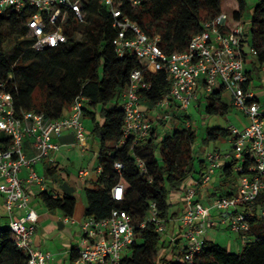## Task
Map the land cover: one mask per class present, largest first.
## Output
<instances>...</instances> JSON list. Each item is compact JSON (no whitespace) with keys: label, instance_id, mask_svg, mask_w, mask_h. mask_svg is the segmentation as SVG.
I'll return each instance as SVG.
<instances>
[{"label":"trees","instance_id":"16d2710c","mask_svg":"<svg viewBox=\"0 0 264 264\" xmlns=\"http://www.w3.org/2000/svg\"><path fill=\"white\" fill-rule=\"evenodd\" d=\"M232 1L235 8L229 14L233 22L251 10L247 44L255 51L257 61H264V0ZM83 8L85 21H70L65 29L68 40L43 50L30 47L29 32L20 15L0 14V82L13 95L17 111L34 110L50 118L61 116L77 96L88 98L90 104L83 108L82 119L91 121L90 135L98 144L96 163L101 166V172L96 186L83 188L84 214L102 219L112 209L119 208L137 224L144 220L153 201L167 226L183 211L187 180L200 181L206 170L205 159L200 157L203 148L227 138L230 132L227 126H206L198 138V133L185 122L163 132L154 126L148 136L136 141L131 136L123 138L120 99L130 72L141 68L150 82V88L139 95L146 114L167 95L170 79L165 70L154 69L146 58L116 56L112 45L115 35L112 18L100 0H88ZM124 10L148 35H158L160 47L168 53L185 49L191 36L200 31L203 21L224 11L222 0H144L134 8L124 6ZM6 27L25 38L15 44L10 55L2 51ZM77 34L81 35L80 39L76 38ZM35 55H39V59ZM253 67L257 68L254 62ZM248 75L251 76L250 72ZM221 92L215 90L204 97L206 114H225L227 106L221 102ZM169 105L179 107L172 100ZM136 157L144 161L146 173H140ZM116 161L123 164L120 172L113 167ZM52 170L48 166L45 176H50ZM221 174L224 177L221 187L211 192L199 191V201L225 194L232 174L231 163L221 167ZM116 183H122L124 188L121 201L110 195V188ZM175 194L177 199H174ZM37 197L48 210L60 209L68 216L73 214L76 198L72 192L60 195L43 190ZM259 205L264 206V195L254 204L245 205L250 231L248 240L236 253L205 238L194 260L184 261L185 242L171 240L174 236L168 237L166 231L161 236L155 231V225L147 222L143 228L136 229L129 253L119 264H264V218L252 214L253 208ZM166 249L171 252L170 256L164 253ZM4 257L11 264H26V256L16 248L8 227L0 224V259ZM76 257L77 251L71 249L69 260L74 261Z\"/></svg>","mask_w":264,"mask_h":264},{"label":"built area","instance_id":"2783aa9c","mask_svg":"<svg viewBox=\"0 0 264 264\" xmlns=\"http://www.w3.org/2000/svg\"><path fill=\"white\" fill-rule=\"evenodd\" d=\"M143 1L100 0V3L112 18L115 30L112 45L116 56L146 58L154 69L167 72L169 91L153 106V117L169 120L170 115H160V111L168 110L170 100L187 109L215 90H226L232 105L247 119L243 127L227 126L230 147L226 154L218 149L204 152L206 170L200 181L191 180L184 191V206L179 217L181 230L171 240L185 242L182 259L192 262L201 251L206 232L218 225L236 232L241 244L248 240L250 222L245 205L254 204L264 195V101L257 96L259 88L252 83L251 71L254 62L257 69L264 72V61H257L255 51L247 44L246 25L250 20L244 21L243 16L233 22L224 11L203 21L200 31L191 36L185 49L168 53L160 47L158 35H148L124 10V6L134 8ZM84 2L88 0H0V14L20 15L29 32L30 47L43 50L68 40L65 29L70 21H85ZM149 88L144 70L133 69L120 99L123 138L131 136L136 141L148 136L152 122L144 112L139 95ZM89 104L88 98L77 96L67 112L57 118L34 110L17 111L13 95L0 82V201L10 236L16 248L25 254L26 264H48L52 259L49 251L33 245L38 213L30 204L27 186H44V177L35 171L34 165L50 160L64 132H72L78 146L87 147L82 110ZM224 157L229 158L234 175L231 189L207 202L199 201L198 192L212 182ZM135 160L140 173H146L144 161L139 157ZM22 167L27 171L25 177L19 175ZM113 167L120 172L123 164L116 161ZM95 171L99 174L101 166L97 165ZM88 173L89 168L85 167L78 175L83 178ZM110 195L121 201L124 198L122 183L113 185ZM252 214L264 218V206L253 208ZM147 222L155 225L158 234H165L166 224L153 201L144 220L137 224L119 208L112 209L102 219L86 216L80 223L82 236L74 264H119L129 253L136 229L143 228Z\"/></svg>","mask_w":264,"mask_h":264},{"label":"crops","instance_id":"0c3cea01","mask_svg":"<svg viewBox=\"0 0 264 264\" xmlns=\"http://www.w3.org/2000/svg\"><path fill=\"white\" fill-rule=\"evenodd\" d=\"M203 100L204 98H201L197 102V105L200 106V104L203 103L202 102ZM261 101H264V99H261ZM193 106H196V103L193 104ZM187 110L188 108L182 109L176 107V105L168 106V111H172L175 115H177L178 118L180 117L179 118L180 121L178 122L179 123L178 125L180 124L184 125V123L187 122V120L182 118L183 115L190 117V113ZM66 112L67 110H64V113ZM147 115L149 116L150 119H154L152 111ZM155 120L156 119H154V121ZM85 129L87 135V147L85 149L78 146L74 134L72 132H64L57 140L59 144V148L58 150L53 151L51 153L50 160L46 159L34 165L35 171L39 175L44 177L43 188H40L38 185H34V184H29L27 186V189L31 196L30 204L34 207V209L38 213L36 231L33 237V245L35 246V248L39 250L49 251L52 254V259L48 262V264H74V261L69 260L70 250L71 249L76 250L81 240L82 232L80 229V223L84 218H86V215L84 214L85 202H82L80 199L79 201L76 200L73 214L71 216H68L64 214L63 211H61L60 209L48 210L39 201L37 195L39 192L43 190H47V191H51L54 194H60V195L64 194V192H72V194L75 196V190L79 184L83 183V186L81 187L82 190L85 187L91 188L94 186L92 185L93 182L90 181V179H87V177L90 175L89 174L90 170L88 175L83 178H80V176L78 175L80 169L85 168L89 165L85 163L87 157L86 154L89 155V158L91 160L95 161L94 167L95 165L97 166L96 154L98 152V144L96 141H94L91 138L90 135L91 127L89 129L85 127ZM220 142H224L226 144L228 143L229 145L228 147L222 148ZM229 147H230V141L228 137L222 140L211 142L208 144V146L203 148L200 157L204 159V152L210 149H218L222 153L226 154L227 151L229 150ZM78 159L80 164L77 169V172L75 176H71L66 166L67 164L68 165L74 164V161H77ZM228 163H229V158L224 157L222 159V164L220 168L216 171V174L212 182L208 186L203 188L202 191L207 189L209 192H211L217 187H221V182L222 179L224 178L221 174V167ZM48 166H51L53 170L51 171L50 176H45L46 168H48ZM38 167H40V169ZM26 174H27L26 168L22 167V169L19 172V175L21 177H25ZM53 179L56 181H54ZM233 181H234V175L231 174L230 178L228 179V184H226L227 187H225L226 188L225 193H227L231 189ZM190 182L191 179L187 180L186 185H188ZM211 198H206L204 202H207ZM174 199H177L176 194L174 195ZM179 217L171 219V221L168 223L166 229L168 228L167 233L169 234V236H176L179 234L181 230ZM0 224H6L7 226V218L4 216V211L1 206V201H0ZM205 238L211 240V238H208L207 236H205ZM167 253L168 256H170L171 252L168 251Z\"/></svg>","mask_w":264,"mask_h":264},{"label":"rangeland","instance_id":"374dc122","mask_svg":"<svg viewBox=\"0 0 264 264\" xmlns=\"http://www.w3.org/2000/svg\"><path fill=\"white\" fill-rule=\"evenodd\" d=\"M232 3H233L232 0H222V8H223L224 12L229 13V11H231L233 8H235V6L232 5ZM250 12H251V10L249 9L244 14V21L247 22L250 20ZM248 26L249 25H246V29H248ZM3 33L5 35L6 41L3 44L2 51L4 54L10 55L15 44L17 42H20L23 39L25 40V38L22 39V37L18 36L16 33L10 32V30L7 27L3 29ZM76 38L80 39L81 35L77 34ZM35 56L37 59H39V55H35ZM251 72H252L251 80H252L253 85L256 88H259L257 90V96L261 99H264V72H261L257 68H254V67L252 68ZM221 102L227 106V111L222 116L206 114L204 112V109H203L204 104L201 103L199 106V105H197V102H196V106H193V104H192L188 107L187 111L190 113V117L182 116V118L187 120L186 123H188V125L198 133V138L202 135L203 130L205 129L206 126H213V125L216 126L217 125V126H221V127H226V126L232 124V125H236L238 127H243L244 125H246L247 119L237 108H235L232 105L231 97H230V94L228 91L223 90L221 92ZM163 113H167L168 115H170L169 120L162 123L163 122L162 118L157 119L154 122H152L151 128H153L154 126H157V129L159 131L163 132L166 128H171V126L179 124L178 122L180 121V119L172 111H165V112L160 111V115H163ZM83 123L87 129H89L91 127L90 119L84 118ZM185 125H187V124H185ZM220 145L222 146V148H224V147H228L229 144L228 143L226 144L224 142H220ZM83 153H85V152H83ZM86 155H87V157H86L85 163L89 164L87 166L88 168L91 167L89 169L90 175L87 177V179H90V181L93 182L92 185L96 186L97 173L94 169H92L94 167L95 161L91 160L89 158L88 154H86ZM79 164H80L79 159L77 161H74V164H70V165L67 164L66 167H67L71 176H75L77 169L79 167ZM95 167H96V165H95ZM38 168L40 169V167H38ZM82 186H83V183H81L77 186V188L75 190V198L77 201H79V199H80L82 202H85V196H84L83 190L81 188ZM166 232H168V228H167ZM167 236H169L168 233H167ZM206 236L208 238H211V240L215 241L216 243L225 247L227 250H229L231 252L236 253L242 247V244L240 242V239H239L237 233L232 231L231 229H228L224 225H218L216 227L209 229L206 232ZM168 251H169V249L168 250L166 249L164 251V253L165 252L167 253ZM0 264H11V263L7 257H4V258L0 259ZM158 264H160V263H158Z\"/></svg>","mask_w":264,"mask_h":264}]
</instances>
